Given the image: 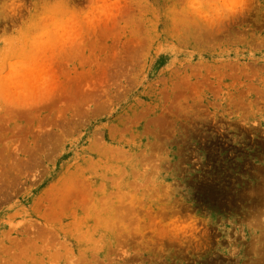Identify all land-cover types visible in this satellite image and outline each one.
<instances>
[{
	"label": "rangeland",
	"instance_id": "1",
	"mask_svg": "<svg viewBox=\"0 0 264 264\" xmlns=\"http://www.w3.org/2000/svg\"><path fill=\"white\" fill-rule=\"evenodd\" d=\"M0 264H264V0H0Z\"/></svg>",
	"mask_w": 264,
	"mask_h": 264
}]
</instances>
